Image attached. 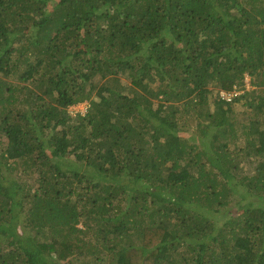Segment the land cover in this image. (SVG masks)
<instances>
[{"label":"trees","instance_id":"1","mask_svg":"<svg viewBox=\"0 0 264 264\" xmlns=\"http://www.w3.org/2000/svg\"><path fill=\"white\" fill-rule=\"evenodd\" d=\"M0 264H264V0H0Z\"/></svg>","mask_w":264,"mask_h":264},{"label":"rangeland","instance_id":"2","mask_svg":"<svg viewBox=\"0 0 264 264\" xmlns=\"http://www.w3.org/2000/svg\"><path fill=\"white\" fill-rule=\"evenodd\" d=\"M246 91H256L255 88L252 87L251 83H250V78L247 76L246 77ZM12 82L14 83H19L16 79H13L11 80ZM258 93L256 94H253V98H255L256 95H261L263 94L262 90H258L257 91ZM245 92L243 91L242 95L244 94ZM227 108L231 109L234 111V113H237L238 114V118H241L243 117V115H241L240 113L241 112H244L246 111V107L243 105V103L239 102V103H236L234 105H231V106H227ZM69 114L72 118H75L76 114L77 113H82V114H85L86 111H87V104L84 103V104H80V105H76V106H73L71 108H69ZM198 112L195 113V114H186L182 120L180 121V129H181V133L184 134V132H187L188 136L189 137H192V138H196L197 136V131L198 130ZM243 120V118H242ZM247 146V141L245 139H240L234 146H232V156L234 155V159L236 160V162H239L241 159H243V153L242 151L246 148ZM244 161V160H243ZM242 167H243V170H245V167H246V162H244L242 164ZM242 171V170H241ZM245 172V171H244ZM26 179V178H25ZM238 199V198H237ZM232 208L233 209H237V208H240L238 207L235 202H233L232 204Z\"/></svg>","mask_w":264,"mask_h":264},{"label":"built area","instance_id":"3","mask_svg":"<svg viewBox=\"0 0 264 264\" xmlns=\"http://www.w3.org/2000/svg\"><path fill=\"white\" fill-rule=\"evenodd\" d=\"M243 91L235 88V90L226 92L221 91L220 97H222L227 103H231L236 96L242 95Z\"/></svg>","mask_w":264,"mask_h":264},{"label":"clouds","instance_id":"4","mask_svg":"<svg viewBox=\"0 0 264 264\" xmlns=\"http://www.w3.org/2000/svg\"><path fill=\"white\" fill-rule=\"evenodd\" d=\"M70 108H71V107H70ZM77 114H82V113H77ZM77 114H76V115H77ZM76 115H75V116H76Z\"/></svg>","mask_w":264,"mask_h":264}]
</instances>
